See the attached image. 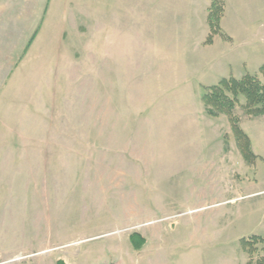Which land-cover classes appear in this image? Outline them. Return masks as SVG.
<instances>
[{"label": "rangeland", "instance_id": "obj_1", "mask_svg": "<svg viewBox=\"0 0 264 264\" xmlns=\"http://www.w3.org/2000/svg\"><path fill=\"white\" fill-rule=\"evenodd\" d=\"M89 1L0 0L1 259L264 264V0Z\"/></svg>", "mask_w": 264, "mask_h": 264}, {"label": "crops", "instance_id": "obj_2", "mask_svg": "<svg viewBox=\"0 0 264 264\" xmlns=\"http://www.w3.org/2000/svg\"><path fill=\"white\" fill-rule=\"evenodd\" d=\"M82 1H83V3H85V2L88 3L89 0H86V1L82 0ZM50 3H51V0H46V8H47V4L49 5ZM91 3H93V2L91 1ZM99 5L102 6V9L103 8L105 9V6L102 5L101 2L99 3ZM83 6H85V5H83ZM12 255L16 257V256L23 255V253L22 252L18 253V251L17 252L14 251L13 253H10V252L0 250V264H25V259H14V260L5 259L8 257L10 258ZM1 256H4L5 258L1 259ZM53 264H56L55 261H53ZM103 264H115V263H110V261L107 260Z\"/></svg>", "mask_w": 264, "mask_h": 264}, {"label": "trees", "instance_id": "obj_3", "mask_svg": "<svg viewBox=\"0 0 264 264\" xmlns=\"http://www.w3.org/2000/svg\"><path fill=\"white\" fill-rule=\"evenodd\" d=\"M213 16V15H212ZM211 16V17H212ZM262 239V237H255V240H260ZM254 240V239H253ZM131 242H132V245L134 247V250L137 252V251H140L141 247H142V243H143V240L140 239V237L137 235V234H134L131 236ZM249 242V241H248ZM252 243V242H250ZM249 243V244H250ZM254 244V243H253ZM57 264H66L64 261L62 260H59L57 262Z\"/></svg>", "mask_w": 264, "mask_h": 264}]
</instances>
